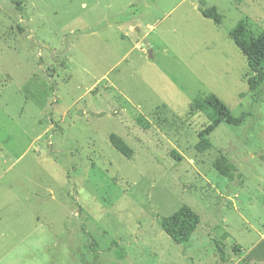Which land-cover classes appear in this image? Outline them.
<instances>
[{"label":"rangeland","instance_id":"obj_1","mask_svg":"<svg viewBox=\"0 0 264 264\" xmlns=\"http://www.w3.org/2000/svg\"><path fill=\"white\" fill-rule=\"evenodd\" d=\"M240 26L264 30V0H0V264H264V86ZM211 93L241 121L201 153ZM183 205L201 223L178 244L160 223Z\"/></svg>","mask_w":264,"mask_h":264},{"label":"trees","instance_id":"obj_2","mask_svg":"<svg viewBox=\"0 0 264 264\" xmlns=\"http://www.w3.org/2000/svg\"><path fill=\"white\" fill-rule=\"evenodd\" d=\"M202 14L214 20L217 24L223 22V15L218 12L216 6L201 9ZM231 38L248 58V65L253 74L248 78L249 88L252 91L259 90L264 86V30L254 33L245 26L233 29L230 32ZM191 112H201L207 118V125L199 132V141L196 149L201 152L211 150L214 145L209 135L221 123L239 124L241 119L235 117L226 103L215 93H211L203 99H199L191 105ZM110 142L121 154L130 158L134 150L120 135H110ZM172 156L181 159L177 151H172ZM213 167L223 176L230 180L241 178L237 165L224 153H219L213 160ZM201 223L199 214L189 205L181 206L172 215L161 218V227L169 237L178 244L189 242ZM94 251L96 241L92 243ZM221 259L225 260L224 251L219 247ZM256 263V262H255ZM264 263V262H263ZM244 264H251L246 262ZM257 264V263H256Z\"/></svg>","mask_w":264,"mask_h":264},{"label":"water","instance_id":"obj_3","mask_svg":"<svg viewBox=\"0 0 264 264\" xmlns=\"http://www.w3.org/2000/svg\"><path fill=\"white\" fill-rule=\"evenodd\" d=\"M149 56H150L151 58H153L152 50L149 51Z\"/></svg>","mask_w":264,"mask_h":264}]
</instances>
